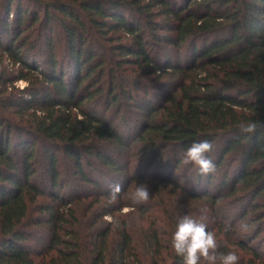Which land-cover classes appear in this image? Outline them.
Wrapping results in <instances>:
<instances>
[{"label": "trees", "instance_id": "1", "mask_svg": "<svg viewBox=\"0 0 264 264\" xmlns=\"http://www.w3.org/2000/svg\"><path fill=\"white\" fill-rule=\"evenodd\" d=\"M30 28L34 41L24 34ZM0 35V49L23 69L17 79L28 82L14 93L0 88V264H183L171 247L177 212L163 211L164 231L153 225L138 240L124 219L116 224L120 215H113L115 225L93 228L112 215L107 208L91 210L93 226L83 230L79 197H48L37 182L38 151L50 189L59 185V155L97 189L82 160L91 164L92 156L122 170L98 144L119 148L117 155L129 147L105 115L121 106L119 95L145 117L139 138L155 159L167 151L175 168L191 144L213 143L208 156L221 174L220 190H185L169 176L151 188L179 191L184 203L239 204L232 218L213 216L208 230L217 252L264 264V252L251 244L264 231V128L240 132L242 123L264 122V0H0ZM38 43L47 47L43 71L30 56ZM9 109L14 119L4 115ZM212 174L198 171L196 178L208 184ZM236 217L257 226L242 231ZM43 226L47 256L36 262L29 243Z\"/></svg>", "mask_w": 264, "mask_h": 264}, {"label": "rangeland", "instance_id": "2", "mask_svg": "<svg viewBox=\"0 0 264 264\" xmlns=\"http://www.w3.org/2000/svg\"><path fill=\"white\" fill-rule=\"evenodd\" d=\"M8 19H11V16ZM33 30V28H30L24 33L30 37L29 39L31 41L36 40L37 32H33ZM1 39L2 37L0 35V41L2 44L1 47H5ZM55 39L56 38L54 37V47H56ZM46 51L47 47H45L42 43H38L36 51L30 55L32 56L31 59L33 58L32 61L36 62L38 65L37 71L44 70L42 69L43 67L40 66H42L41 63L44 61V53ZM22 71L23 69L20 63L11 60L7 54L4 53L3 49H0V88L3 90L6 89V92L13 93L15 90L26 88L28 86V82L23 79H17L20 74L24 73ZM156 95L158 94L155 93V96ZM26 98L28 99L29 97ZM119 100L121 101V106H118L116 110H107L105 115L107 118L112 119L113 126L117 129V131L126 137L129 147L126 150H123L122 154L117 155L116 153L119 152V148L102 142H98V144L101 145L102 150L113 156V159L119 164V166L122 167V170L117 171L116 169L106 168L92 156L90 158L91 164H88L87 161L82 160L83 171L89 174V176L92 178H98L100 182V189L84 183L79 173L76 171L74 164L70 160L64 158L62 155H59L61 157L58 165L59 185L54 189H50L45 178L46 165L41 161L42 154H40V151H38L36 155L34 171L36 178L38 179L37 182L41 184V188L48 197L53 191L57 192L64 198H70L71 196L79 197L81 204L77 208V213L80 217V221L82 222V228L80 227L81 229L86 230L93 226L94 222L92 221L96 217L91 214V210H94L96 207L98 208L96 210L97 212H101L103 208H107L112 210L113 213L112 215L108 214L102 219H98L93 228L96 226L97 229L102 230L108 228L111 224L115 225L114 222H109L106 217L113 218V215H120V218L116 221V224L121 223L124 219L128 223L130 232L137 240L139 239L138 235H144L146 230L150 227H153V225L160 230V233L164 231V228L162 227L163 220L159 219L158 217L159 214H163V211H165V214L167 215L177 212V215L180 217L183 215H191L196 219H199L201 215H206L207 219L204 222L207 224L208 228L213 227L212 224L215 217L222 219L225 217L232 218L238 213L240 205L233 202L230 203V199H225L224 201H221L218 206L212 207L208 202L206 203V201L184 203L180 197L181 193L179 191H170L169 188H162L159 191H154L151 188L154 184L153 182H156L157 178H161L162 176H169L179 186L185 188V190L189 189L197 193L205 191H217L222 188L217 187L221 174L214 172L212 174L211 182L208 184L205 183L204 179L198 182L196 178V175L198 174V168L195 165H184L181 160V163L174 168L172 165V158L169 159L167 156L168 154L166 153L167 151L161 152L160 156L156 157L155 159L153 152L148 150L144 144V141L139 138L137 124L141 120H145V117L142 114L139 116L138 113H134V104L128 100L127 95H119ZM14 113L15 112L12 109L4 111V115L10 119L15 118ZM226 165V163H223L220 166L219 173L221 170L224 171L227 168ZM129 174H134L133 179H135V182L133 181L131 183H127V177H129ZM140 182H147L149 184L151 195L148 202L136 204L133 202L132 197L136 186ZM116 183L121 185V192L118 195L117 202L110 203V185ZM105 190L109 191V195H100V192ZM226 202H229V204ZM118 204L122 205L119 206ZM231 204L235 206L233 207ZM139 207L144 209L146 208L147 211L143 214V212L141 213L139 210ZM215 209L216 213L214 212ZM129 212H131L129 216H122ZM257 213L258 212L254 214ZM214 214L215 217H213ZM234 221L237 226L242 223L247 224V230L249 232L253 226H257V223L252 222V220H248V218L243 220L236 217ZM44 228V226L35 228L34 237L29 243L36 262L41 261L42 258L47 256L44 255V257H42L46 251L45 246L47 231ZM164 238L165 237L163 236V239ZM251 244H253V246L258 248L261 252H264V231L260 232L258 239L254 240ZM139 252L141 255L146 256L145 251H143L142 248L139 249Z\"/></svg>", "mask_w": 264, "mask_h": 264}, {"label": "clouds", "instance_id": "3", "mask_svg": "<svg viewBox=\"0 0 264 264\" xmlns=\"http://www.w3.org/2000/svg\"><path fill=\"white\" fill-rule=\"evenodd\" d=\"M264 128V122L252 120L240 125V132L254 134L258 129ZM214 145L209 140H201L191 144L183 152L182 162L184 165H195L199 174L208 175L216 171V166L208 153L212 152ZM121 192L119 183L110 185V203H116ZM151 191L147 182H140L133 193V202L136 204L146 203L150 199ZM113 222L112 217H106ZM206 215L199 219L191 215H183L178 218L176 229L171 237V247L175 254L182 258L183 264H239V256L234 251L226 253L217 252L218 243L216 234L208 230L204 222ZM240 229L246 231L247 224H240ZM227 230V229H226Z\"/></svg>", "mask_w": 264, "mask_h": 264}]
</instances>
